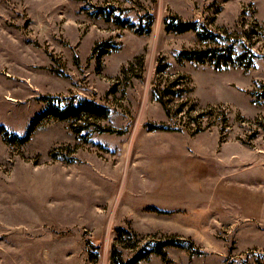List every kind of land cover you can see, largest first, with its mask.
Wrapping results in <instances>:
<instances>
[{
	"label": "rangeland",
	"instance_id": "374dc122",
	"mask_svg": "<svg viewBox=\"0 0 264 264\" xmlns=\"http://www.w3.org/2000/svg\"><path fill=\"white\" fill-rule=\"evenodd\" d=\"M0 264H264V0H0Z\"/></svg>",
	"mask_w": 264,
	"mask_h": 264
},
{
	"label": "trees",
	"instance_id": "16d2710c",
	"mask_svg": "<svg viewBox=\"0 0 264 264\" xmlns=\"http://www.w3.org/2000/svg\"><path fill=\"white\" fill-rule=\"evenodd\" d=\"M195 26H196L195 22H186V21L181 20V22L178 24L177 27H178L179 31L183 32V31H189V30L193 29ZM168 27L170 28V26H168ZM192 59L202 60V58L200 56L196 57V58H192ZM87 104L88 105H87L86 109H87V111H89V114H91V116L93 114H101V112H103L104 114H101V115H103V117H106L107 110L105 108L97 106L96 104L91 103V102H88ZM81 110H83L82 107H79V108L68 107L65 111L59 112V110H56L54 108V106L50 105L49 109L47 110V113H50V114H52L58 118L68 119V118L72 117V115H77V113Z\"/></svg>",
	"mask_w": 264,
	"mask_h": 264
},
{
	"label": "bare ground",
	"instance_id": "6f19581e",
	"mask_svg": "<svg viewBox=\"0 0 264 264\" xmlns=\"http://www.w3.org/2000/svg\"><path fill=\"white\" fill-rule=\"evenodd\" d=\"M123 158H121V160H122ZM118 169V168H117ZM75 171V170H74ZM114 171V170H113ZM116 172H118V170L116 171ZM116 175H117V173H116ZM118 177H116V179H117Z\"/></svg>",
	"mask_w": 264,
	"mask_h": 264
}]
</instances>
